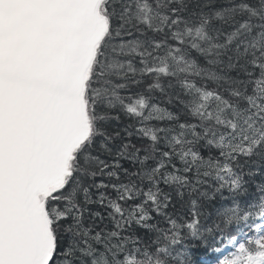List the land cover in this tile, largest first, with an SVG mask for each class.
Returning a JSON list of instances; mask_svg holds the SVG:
<instances>
[{
    "label": "snow or ice",
    "instance_id": "6c2138e0",
    "mask_svg": "<svg viewBox=\"0 0 264 264\" xmlns=\"http://www.w3.org/2000/svg\"><path fill=\"white\" fill-rule=\"evenodd\" d=\"M264 264V0H0V264Z\"/></svg>",
    "mask_w": 264,
    "mask_h": 264
},
{
    "label": "trees",
    "instance_id": "16d2710c",
    "mask_svg": "<svg viewBox=\"0 0 264 264\" xmlns=\"http://www.w3.org/2000/svg\"><path fill=\"white\" fill-rule=\"evenodd\" d=\"M216 254L211 253V252H206L202 249L197 250L195 259L200 260L203 262V264H215V260L213 257H215Z\"/></svg>",
    "mask_w": 264,
    "mask_h": 264
},
{
    "label": "bare ground",
    "instance_id": "6f19581e",
    "mask_svg": "<svg viewBox=\"0 0 264 264\" xmlns=\"http://www.w3.org/2000/svg\"><path fill=\"white\" fill-rule=\"evenodd\" d=\"M215 254V253H214Z\"/></svg>",
    "mask_w": 264,
    "mask_h": 264
},
{
    "label": "rangeland",
    "instance_id": "374dc122",
    "mask_svg": "<svg viewBox=\"0 0 264 264\" xmlns=\"http://www.w3.org/2000/svg\"><path fill=\"white\" fill-rule=\"evenodd\" d=\"M217 255V254H216Z\"/></svg>",
    "mask_w": 264,
    "mask_h": 264
}]
</instances>
